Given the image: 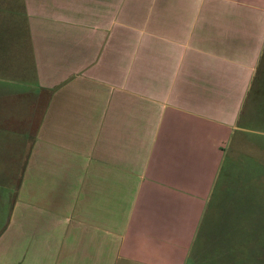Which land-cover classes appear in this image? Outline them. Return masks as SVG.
Returning a JSON list of instances; mask_svg holds the SVG:
<instances>
[{
  "label": "crops",
  "instance_id": "crops-1",
  "mask_svg": "<svg viewBox=\"0 0 264 264\" xmlns=\"http://www.w3.org/2000/svg\"><path fill=\"white\" fill-rule=\"evenodd\" d=\"M244 117L264 118V0H0V208L20 262L264 255V211L236 199L250 179L222 173Z\"/></svg>",
  "mask_w": 264,
  "mask_h": 264
},
{
  "label": "rangeland",
  "instance_id": "rangeland-1",
  "mask_svg": "<svg viewBox=\"0 0 264 264\" xmlns=\"http://www.w3.org/2000/svg\"><path fill=\"white\" fill-rule=\"evenodd\" d=\"M245 118V117H244ZM245 129L237 131L226 146L224 156V165L222 173L236 174L246 176L250 181H242L236 183L238 185L236 199L240 201H251L254 206L256 203L258 211H264V118H245L242 120ZM216 197V195H214ZM215 198L209 204V211L216 208ZM241 209H247L241 205ZM0 264H25L20 262L25 255L26 243H24V230H9L7 222L9 219V206L2 203L0 208ZM241 217L237 221H246L241 213ZM264 217V215H260ZM17 233V234H16ZM20 237V238H19ZM20 241V243L18 242ZM260 243H258L259 247ZM22 257V258H19ZM209 251L205 255V259L199 264H242V257L233 255L225 260L222 255L218 256ZM234 257H236L234 259ZM227 260L231 263H227ZM232 260L234 263H232ZM35 264V260H32ZM137 264V263H125ZM187 264H194L191 259ZM247 264H264V255L258 253L255 257L249 258Z\"/></svg>",
  "mask_w": 264,
  "mask_h": 264
}]
</instances>
